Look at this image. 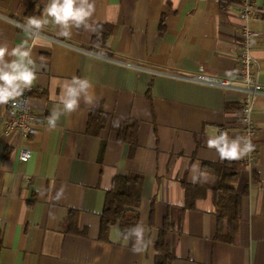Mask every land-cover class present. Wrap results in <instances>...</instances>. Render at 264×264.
I'll list each match as a JSON object with an SVG mask.
<instances>
[{
	"label": "crops",
	"instance_id": "crops-1",
	"mask_svg": "<svg viewBox=\"0 0 264 264\" xmlns=\"http://www.w3.org/2000/svg\"><path fill=\"white\" fill-rule=\"evenodd\" d=\"M46 2L0 0V43L33 49L29 107L43 117L23 138L5 131L12 110L0 105V264H155L165 223L170 264H264V17L247 22L256 33L252 55L262 91L253 110L256 158L247 166L244 157L221 160L206 146L220 132L242 138V94L175 77H236L237 0H93L91 30L73 28L65 38L50 20L31 40L18 25L42 17ZM103 25L110 26L105 48L92 50ZM73 77L91 82L94 104L81 101L50 127L62 85ZM126 121L136 122L134 145L118 139ZM21 145L31 149L25 162L17 158ZM232 161L241 164L232 184L241 204L229 243L215 238L203 166ZM126 175L141 181L138 223L146 230L138 251L118 222L103 236L99 228L115 177Z\"/></svg>",
	"mask_w": 264,
	"mask_h": 264
},
{
	"label": "clouds",
	"instance_id": "clouds-1",
	"mask_svg": "<svg viewBox=\"0 0 264 264\" xmlns=\"http://www.w3.org/2000/svg\"><path fill=\"white\" fill-rule=\"evenodd\" d=\"M95 11L93 0H47L42 17L29 16L22 27L25 31L39 36L44 27L53 22L59 29V34L70 38L73 28L83 26L91 30L90 20ZM41 47H51V42H39ZM33 49L25 45L9 46L0 43V105L20 97L26 89H30L37 79L31 65L33 63ZM93 85L86 78L73 77L62 85L59 104L54 105L50 112L48 123L55 127L62 114H71L80 106L81 101L88 105L94 104ZM56 100V97H52ZM62 106V107H61ZM206 146L215 150L221 160H239L254 148L250 139L230 138L227 132L208 138ZM200 168L199 163L192 165L190 182L196 183L199 177L195 174ZM143 222L127 230V238H134V251L140 250L145 233Z\"/></svg>",
	"mask_w": 264,
	"mask_h": 264
},
{
	"label": "trees",
	"instance_id": "trees-1",
	"mask_svg": "<svg viewBox=\"0 0 264 264\" xmlns=\"http://www.w3.org/2000/svg\"><path fill=\"white\" fill-rule=\"evenodd\" d=\"M110 33V26L97 28L91 42L92 50L105 48ZM118 139L122 142L135 144L136 122L124 123L118 129ZM241 164L237 161L218 164H204V183L211 189L212 204L216 216L215 238L224 242H233L240 221L241 194L232 186ZM140 177L126 175L115 177L112 189L107 193L104 209L100 216V233L102 236L108 227L116 222L120 225L122 235L138 223L137 207L139 204ZM170 226L165 223L156 241L155 264H170L173 260L165 235Z\"/></svg>",
	"mask_w": 264,
	"mask_h": 264
},
{
	"label": "built area",
	"instance_id": "built-area-1",
	"mask_svg": "<svg viewBox=\"0 0 264 264\" xmlns=\"http://www.w3.org/2000/svg\"><path fill=\"white\" fill-rule=\"evenodd\" d=\"M236 6L238 15L242 21L241 37L242 40L237 49V73L234 79L218 76L207 75L203 73H193L186 75H175V77L193 82L196 84L211 86L221 89L236 90L242 94L240 124L242 138L251 140L256 132L253 110L255 99L262 93L258 82V63L252 55V38L256 33L250 31L247 22L252 19L264 17V4L258 5L253 0H237ZM42 33L39 34L41 36ZM31 40L37 35L30 33ZM33 85L30 89H26L23 94L14 101H10L7 105L11 107V115L5 124V131H14L19 136L26 138L33 128L43 122V117L34 114L29 107V100L33 92ZM31 155V149L25 145H21L17 149L18 160L25 162ZM256 158L255 147L251 152L244 156L243 162L250 166Z\"/></svg>",
	"mask_w": 264,
	"mask_h": 264
}]
</instances>
